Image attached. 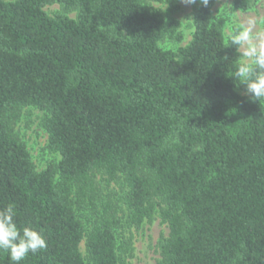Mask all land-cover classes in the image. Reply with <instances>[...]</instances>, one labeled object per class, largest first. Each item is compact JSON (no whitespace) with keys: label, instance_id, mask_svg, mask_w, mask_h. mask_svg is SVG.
<instances>
[{"label":"trees","instance_id":"1","mask_svg":"<svg viewBox=\"0 0 264 264\" xmlns=\"http://www.w3.org/2000/svg\"><path fill=\"white\" fill-rule=\"evenodd\" d=\"M214 2L194 9L188 43L166 49L180 22L147 0H0V208L47 240L21 264H124L118 227L156 208L168 228L157 264H264V113L229 76L238 54ZM23 106L44 112L59 155L39 171L11 127ZM97 175L122 177L123 217L98 205ZM0 264H12L5 251Z\"/></svg>","mask_w":264,"mask_h":264},{"label":"rangeland","instance_id":"2","mask_svg":"<svg viewBox=\"0 0 264 264\" xmlns=\"http://www.w3.org/2000/svg\"><path fill=\"white\" fill-rule=\"evenodd\" d=\"M147 1L152 7L162 11L166 22L172 18L180 22L178 30L182 35L181 40L164 37L159 41V45L166 49H176L178 46L188 43L194 30L193 12L199 2L186 5L179 0L177 7H171L166 3L153 0ZM232 1L215 0L212 7L214 15L223 14L227 17V24L224 29L226 35L233 16H238L242 19H246L249 15L259 14L264 16V0H259L254 7L245 11L234 8ZM58 8L59 5L57 3L44 6V9L49 14H52ZM70 15L73 16L74 14L71 13ZM44 115L43 111L35 107L23 106L18 109L17 118L11 122L14 134L24 142L34 167L38 171L44 169L49 163L56 164L59 160V155L51 152L47 147L48 135L41 125ZM97 181L100 188V195L97 200L98 205H103L107 200H110L116 207L118 216L123 217V214L126 213L123 198L128 188L122 177L119 176L116 180L106 181L104 176L97 175ZM78 216L85 228L90 227L94 221V215L87 207L79 210ZM118 232L120 238H129L132 248L130 252L126 253L124 264H157L159 243L168 233L167 224L162 221L157 208L152 218L143 221L138 227L130 226L123 220L121 226L118 227ZM80 249L84 254L83 242L80 243Z\"/></svg>","mask_w":264,"mask_h":264},{"label":"clouds","instance_id":"3","mask_svg":"<svg viewBox=\"0 0 264 264\" xmlns=\"http://www.w3.org/2000/svg\"><path fill=\"white\" fill-rule=\"evenodd\" d=\"M180 2L186 5L199 2L204 7L210 4V0ZM226 41V46H233L238 54L229 76L234 78L236 87L244 86V94L258 103L264 113V16L249 15L246 19L233 16ZM15 217L14 205L0 208V251L8 253L12 264H21L30 253L45 249L47 240L41 231L29 225L18 227Z\"/></svg>","mask_w":264,"mask_h":264}]
</instances>
